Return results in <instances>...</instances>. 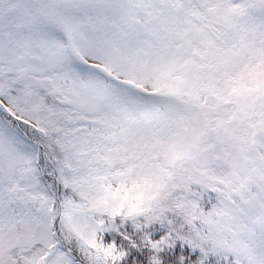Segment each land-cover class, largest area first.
Listing matches in <instances>:
<instances>
[{
    "label": "snow or ice",
    "instance_id": "obj_1",
    "mask_svg": "<svg viewBox=\"0 0 264 264\" xmlns=\"http://www.w3.org/2000/svg\"><path fill=\"white\" fill-rule=\"evenodd\" d=\"M0 264H264V0H0Z\"/></svg>",
    "mask_w": 264,
    "mask_h": 264
}]
</instances>
